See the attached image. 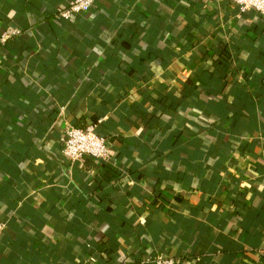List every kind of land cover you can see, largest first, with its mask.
<instances>
[{"label":"crops","instance_id":"obj_1","mask_svg":"<svg viewBox=\"0 0 264 264\" xmlns=\"http://www.w3.org/2000/svg\"><path fill=\"white\" fill-rule=\"evenodd\" d=\"M71 1L0 0V37L17 30L0 40V264H264V19L227 0L58 19ZM97 121L116 164L70 162L66 128Z\"/></svg>","mask_w":264,"mask_h":264},{"label":"built area","instance_id":"obj_2","mask_svg":"<svg viewBox=\"0 0 264 264\" xmlns=\"http://www.w3.org/2000/svg\"><path fill=\"white\" fill-rule=\"evenodd\" d=\"M238 6L241 11H255L264 19V0H227ZM98 5L97 0H72L66 7L57 10V18L69 21L77 15H84ZM17 30L4 33L0 40L6 42ZM101 121L88 123L85 126L70 124L62 137L63 155L72 163L87 158L95 159L103 164H116L115 153L111 149L109 137L100 134ZM6 223L0 220V237L6 229ZM147 264H174L172 258L156 256L146 259Z\"/></svg>","mask_w":264,"mask_h":264},{"label":"trees","instance_id":"obj_3","mask_svg":"<svg viewBox=\"0 0 264 264\" xmlns=\"http://www.w3.org/2000/svg\"><path fill=\"white\" fill-rule=\"evenodd\" d=\"M94 10H95V9H94ZM254 12H255V11H254ZM257 14H258V13H257ZM258 15H259V14H258ZM57 35H58V37H57L58 40H59V38H61V37L63 38V37H64V36H63L64 34H63V32H62L61 30L58 32ZM164 53H165V54H164V58H165V59H168V57L170 56L169 52H168V53H167V52H164ZM220 56H221V53H218V52H217V53L214 55L215 61H216L217 59L219 60V57H220ZM52 60H53V59H50V61H52ZM152 68H154L155 70H157V67H156V66H153ZM205 69H207V70L209 71V68H205ZM187 103H188V102H187ZM187 103L184 102V103L182 104L183 107H184V108H183L184 110H185L186 106H187V107L189 106V103H188V104H187ZM180 107H181V105H180ZM135 119H137V117H135ZM137 120H138V119H137ZM83 126H85V125H83ZM100 129H101V124H100ZM100 129H99L100 134H102V135H104V136H107V137L110 136V135H107L106 133H103L102 131H100ZM151 131L154 132V130H151ZM151 131H150V132H151ZM102 164H103V163H102ZM103 165H104V166H105V165L108 166V165H110V164H103ZM111 171H115V173H117V174H118V173H122V170L119 169V168H118V169H115V168L113 169V168H112ZM95 235H96V234H95ZM95 235H94L93 233H91V236H92L93 238H95ZM133 261H134V260H129V259L127 260V259H126V260H125V263L130 264V263H133ZM135 264H136V263H135Z\"/></svg>","mask_w":264,"mask_h":264}]
</instances>
